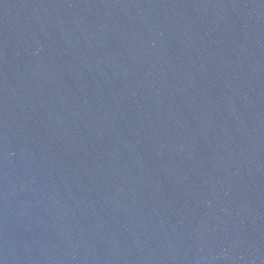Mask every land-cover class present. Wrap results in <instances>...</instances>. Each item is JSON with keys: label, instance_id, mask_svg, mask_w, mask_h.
<instances>
[{"label": "water", "instance_id": "1", "mask_svg": "<svg viewBox=\"0 0 264 264\" xmlns=\"http://www.w3.org/2000/svg\"><path fill=\"white\" fill-rule=\"evenodd\" d=\"M0 264H264V0H0Z\"/></svg>", "mask_w": 264, "mask_h": 264}]
</instances>
